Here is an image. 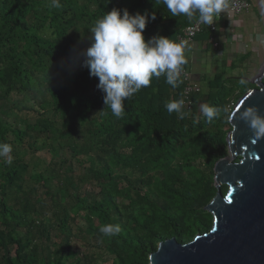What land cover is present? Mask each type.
Instances as JSON below:
<instances>
[{"label":"trees","instance_id":"1","mask_svg":"<svg viewBox=\"0 0 264 264\" xmlns=\"http://www.w3.org/2000/svg\"><path fill=\"white\" fill-rule=\"evenodd\" d=\"M60 3L0 0V142L13 160L0 158V264H149L160 241L190 240L213 223L204 206L231 126L223 112L209 123L200 105L230 114L255 86L242 77L246 57L230 62L238 76L207 77L182 120L165 103L183 98V83L173 88L164 76L126 99L117 118L83 65L95 21L113 7L147 12L146 40H177L197 18L172 17L162 0ZM211 34L204 25L194 40ZM107 223L121 232L104 236Z\"/></svg>","mask_w":264,"mask_h":264},{"label":"clouds","instance_id":"2","mask_svg":"<svg viewBox=\"0 0 264 264\" xmlns=\"http://www.w3.org/2000/svg\"><path fill=\"white\" fill-rule=\"evenodd\" d=\"M162 3L172 17L183 15L189 21L198 18L208 27L230 8V0H162ZM50 7L60 9V0H50ZM151 19H155L154 13ZM148 20L147 12L132 14L127 8L121 10L113 7L89 29L90 45L83 52V65L89 69L90 76L98 78L97 88L104 94V109H110L117 118L125 111V100L141 88L148 87L153 77L159 79L164 76L165 82L173 88L183 83L181 72L188 63L187 41L159 34L146 40L143 33ZM256 39L264 43L261 34L258 33ZM240 83L244 84L245 81L242 79ZM165 108L169 114L176 113L181 120L188 115L182 97L167 101ZM200 111L209 123L219 119L222 112L228 119L234 115L229 114L226 107L217 108L207 103L200 105ZM240 116L254 132L253 143L264 137V116L259 114L257 106L246 107ZM11 152L9 143L0 142V158L8 165L13 163ZM99 231L104 236L112 237L121 232V227L107 223Z\"/></svg>","mask_w":264,"mask_h":264},{"label":"water","instance_id":"3","mask_svg":"<svg viewBox=\"0 0 264 264\" xmlns=\"http://www.w3.org/2000/svg\"><path fill=\"white\" fill-rule=\"evenodd\" d=\"M242 77L255 86L233 106L227 155L213 167L216 193L204 206L213 223L190 240L160 241L149 264H264V137L253 143L254 132L240 116L250 105L264 116V63L254 76Z\"/></svg>","mask_w":264,"mask_h":264},{"label":"crops","instance_id":"4","mask_svg":"<svg viewBox=\"0 0 264 264\" xmlns=\"http://www.w3.org/2000/svg\"><path fill=\"white\" fill-rule=\"evenodd\" d=\"M249 9L247 11H249ZM256 12L252 24L256 28L254 33H252L253 30L246 31L245 33L239 32V37H235L234 39L225 36L224 33H226V28L230 27L234 31L237 30L235 25L240 22L243 24H248L249 22L247 20H242L240 16L242 13L233 16H230L229 12L221 13L220 18L217 20V37L220 41L219 51L212 49L209 42L200 39L202 35L197 36L194 41L188 44V50H186V59L188 63L185 67L190 70L193 80L195 82L198 81L202 90L207 87L205 79L212 76L210 74L212 71H218L221 74L222 71L225 72L227 69L230 70L229 66L232 60H245L246 57L242 65L243 68H245L251 60V55L255 53L254 48L257 50L258 46H264V43L256 39L258 33L264 36L262 13L259 12V10H256ZM236 38L237 40H235ZM244 41L249 42L251 45H254V47L250 48L251 50L244 49L242 44ZM262 50L264 52V48H262Z\"/></svg>","mask_w":264,"mask_h":264},{"label":"built area","instance_id":"5","mask_svg":"<svg viewBox=\"0 0 264 264\" xmlns=\"http://www.w3.org/2000/svg\"><path fill=\"white\" fill-rule=\"evenodd\" d=\"M251 6V0H230V8L228 10L230 16L239 15L247 11ZM217 20L214 21L212 25L209 26L212 34L209 37V44L212 49L219 51L220 41L217 37ZM204 24L200 23L198 18L190 24L185 25L181 32L179 33L177 40L178 41H187V44L194 41L195 36L201 32ZM181 79L183 80V98L185 100V108L190 110L193 106V96L201 91V86L195 82L192 78L190 70L183 66L181 72Z\"/></svg>","mask_w":264,"mask_h":264},{"label":"rangeland","instance_id":"6","mask_svg":"<svg viewBox=\"0 0 264 264\" xmlns=\"http://www.w3.org/2000/svg\"><path fill=\"white\" fill-rule=\"evenodd\" d=\"M250 7L251 8L249 9V11H245L240 15L242 20H247L249 23L243 24L242 22H240L239 24L235 25L237 30L234 31L232 30V28L227 27L225 30L226 33H224L226 37L228 36V38L234 39L235 37H239L238 34L239 32L245 33L246 31H252V30H253L252 33H254L256 28L252 24H253V17L257 13L256 10H259V12L262 13L261 17L264 25V0H251ZM235 40H237V38ZM242 44L244 46V49L246 50L254 47V45H251L247 41H244ZM261 47L264 48V46H258L257 50L256 48H254L255 53L254 55H251L250 58L251 60L249 61L247 67H245L248 69L249 77L254 76L256 73H258L259 69L264 63V54H263L264 52ZM241 72H243V70H239V69L233 71L229 69L226 70L227 74H233L235 76H238V74H240ZM210 74L212 75V77L214 76L218 78L220 77V73L218 71H212Z\"/></svg>","mask_w":264,"mask_h":264}]
</instances>
